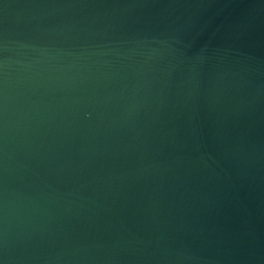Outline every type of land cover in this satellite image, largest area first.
<instances>
[{"label": "water", "instance_id": "obj_1", "mask_svg": "<svg viewBox=\"0 0 264 264\" xmlns=\"http://www.w3.org/2000/svg\"><path fill=\"white\" fill-rule=\"evenodd\" d=\"M0 264H264V0H0Z\"/></svg>", "mask_w": 264, "mask_h": 264}]
</instances>
